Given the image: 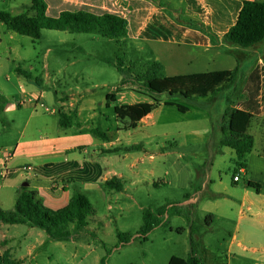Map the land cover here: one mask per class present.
Listing matches in <instances>:
<instances>
[{
  "label": "rangeland",
  "instance_id": "rangeland-1",
  "mask_svg": "<svg viewBox=\"0 0 264 264\" xmlns=\"http://www.w3.org/2000/svg\"><path fill=\"white\" fill-rule=\"evenodd\" d=\"M82 1L100 5L103 10L113 11L125 20L138 14L137 8L144 7L149 17L162 12L178 23L214 37L208 24L199 15L190 12L183 0ZM135 2L145 5L140 6ZM30 4L31 0H0V11H8L13 15H33L29 10ZM118 59L124 60L126 64L121 72L117 67ZM154 60L165 65L167 76L230 69L237 62L241 66L239 90L237 93L231 90L210 100L200 99L195 102L186 101L179 96L151 95L135 83L134 74L142 71L148 62ZM259 64L264 65V48L244 49L228 45L218 38L210 47H197L142 40L139 37L108 39L97 34L43 30L41 38L34 40L10 32L0 23V91L8 100L6 108L0 110V151L13 152L18 146L42 151L50 144L58 143L53 140L57 137L56 131H59L56 122L61 117L72 121L65 116L66 108V111L76 112L77 102L85 98L99 106L100 103H105L109 93L116 94L117 90L126 85L135 92L134 95L129 93V103L153 102L155 99L162 104L171 101L192 109L191 115L186 116L176 108L161 109L157 120L165 122V131H174L181 126L190 129L195 124L201 125L203 120L200 118L196 122V115H201V104L209 107L211 115L217 121L223 105L229 111L243 106V102L248 99L245 91L247 77ZM31 91L34 93H30ZM76 91L80 93L77 94ZM42 92L45 98L41 99ZM227 98H231L230 103ZM9 102L18 105L15 109H10ZM21 102L24 103L23 107ZM61 103L65 105L61 107ZM39 104H43V107L36 109ZM111 104L114 112V106L121 105V102ZM47 109L57 115L47 113ZM99 123L104 138V122L100 120ZM255 126L256 124L253 129ZM212 140L209 149L180 147L175 152H166L164 159L160 161H147L149 167L155 168L158 175L167 173L171 184L168 187L152 189L148 195L142 192L146 196L138 195L137 202L128 196L132 192L125 190L119 194L110 189L113 197H104L96 191L87 194L96 209L95 215L90 218V229L76 232L73 242L68 244L65 240L49 238L41 230L51 240L44 247L51 253V260L47 259L45 264H102L104 258L105 264H169L173 257L187 259L192 242L204 264H264L261 244L248 245L250 249H257V262L244 263L237 252L228 255L225 241L229 240L232 233L235 221L232 214H226L228 221L216 217L207 228L208 221L202 216V209L208 204L207 200L198 210L191 211L186 204L196 193L202 195L197 188L196 176L209 175L210 170L215 175L223 166L222 161L218 160L216 163L213 161L214 168L210 166L211 161L202 165L200 173L199 169L194 168L197 158L202 157L203 160L217 156L213 150L217 139ZM201 152V155H197ZM104 154L109 152L105 151ZM181 164L188 166L190 178L195 183L193 190L183 189L185 182L180 183L175 179L176 174L181 171ZM4 193L3 189L0 190V196ZM145 213L151 214L152 220L157 223L147 240L140 235ZM125 234L132 237L129 243H122L120 240L119 236ZM59 243L64 245L58 248L56 246ZM23 251L24 248L16 240L11 242L10 235L6 239H0V257L9 252L14 259L15 255L19 256Z\"/></svg>",
  "mask_w": 264,
  "mask_h": 264
},
{
  "label": "crops",
  "instance_id": "crops-1",
  "mask_svg": "<svg viewBox=\"0 0 264 264\" xmlns=\"http://www.w3.org/2000/svg\"><path fill=\"white\" fill-rule=\"evenodd\" d=\"M69 1L76 3L79 0ZM183 1L186 3L187 9L199 15L208 24L211 33L215 35L206 17L211 10L206 6L204 0ZM138 3L140 2H135V4ZM192 6L203 8L204 15L193 11ZM137 11L145 12L144 7L137 8ZM150 18L151 15L149 17L147 14L146 22ZM179 24L188 30L211 37L203 31ZM218 39L222 40L223 36L218 35ZM170 42L172 41H168V43ZM178 44L197 47L211 46V44ZM257 47L264 48V43L250 49ZM228 64H231V62L228 61ZM237 65V62H235V65H232L233 68L220 71L233 70ZM30 93H34V91ZM76 93L79 94L80 92L76 91ZM129 93L131 95L135 94L128 85L121 90H117L116 103L121 102V105H115L114 112H112V104L108 105L107 97L105 103H100L99 106L85 98L81 102H77V111L74 113L66 111V108L65 116L72 120L70 127L61 128L59 119L56 122L59 131H56L57 137L53 138L58 143H52L42 151L22 149L21 146L16 147L13 151L14 156L7 175L4 177L0 175V190L5 191L4 195L0 196V210L14 209L17 194L25 183L28 184L29 190L36 191L39 199L53 210L65 207L76 190H81L88 195L96 191L104 197H110L111 195L113 197V191L104 187V183L112 178L120 179L124 184L123 191H131L132 194L128 196L131 200L137 202L138 195L144 197L146 194H150L152 189L168 187L171 184L167 173L163 176L158 175L155 168L149 167L147 161H160V159H164L166 152L172 150L175 152L180 147L191 149L206 147V149H209V146L211 147L213 143L212 139L215 138L217 142L213 150H215L217 156L207 157L203 160H201L202 157L197 158L198 161L194 168L195 170L199 169L198 173H200L202 165H207L211 161L212 165L210 166L214 168L218 160L222 161L223 166L215 175L213 170H210L209 175L196 176L197 188L201 190L202 195L199 196L196 193L186 204H188L189 210H198L207 200V207L202 209V216H205L206 221H208L207 228L210 227L216 217L228 221L226 214H232L235 217L232 233L229 240L225 241L228 255L237 252L244 263L247 261L257 262L255 257L258 253L257 249H250L248 245L261 244L263 246L262 253H264V111L255 115L256 117L250 128V134L255 139V145L253 151L247 156L246 168H238L235 164V151L221 143L223 140L221 126L223 125V117L227 111V106L223 105L221 107L218 113L219 118L215 121L209 107L201 104V107H199L201 115H196V122L199 118L203 120L201 125L195 124L190 129L181 126L174 131H165V122L163 123L161 119L157 120V115L161 109L176 108L184 116L191 115L192 109L171 101L176 106H167L160 101L161 105L150 115L143 118L136 128L127 129L129 120L119 121L115 113V107L138 104L127 101ZM42 98H45L44 94L41 95ZM210 99L207 98V100ZM23 104L21 102V107L24 106ZM9 105L10 109H15L18 104L9 102ZM64 105L65 103H61V107ZM40 106L42 108L43 104H39L36 109ZM177 106L183 107L184 112H181ZM97 107L100 108L97 110ZM239 109H243V107L237 110ZM46 111L51 115H57L54 111L48 112L49 109ZM100 120L104 122L102 124L106 131L104 138L101 135L103 131H101ZM255 124V129H253ZM132 147L135 149L129 150ZM105 151L109 154H104ZM201 154L202 152L197 155ZM177 163L175 166L178 167ZM25 165L32 167L29 174H23L19 171V168ZM181 166L183 170L181 168L175 179L180 183L185 182L183 189L190 188L193 190L195 183H193L194 179L190 178L188 166L182 164ZM237 174L240 176L239 182L234 181ZM222 175H224V178ZM254 185H258L259 189L257 190ZM142 192H146V194L143 195ZM203 199L205 201H202ZM5 206H7V209H5ZM9 235L11 242L16 240L24 248L22 254L19 256L17 254L14 257V259L21 261V264H45L47 259L51 260V253L44 249L45 246L51 243V240L40 229L29 225H7L0 222V239H6ZM72 242L73 238L65 243ZM63 245V243H59L56 247L59 248Z\"/></svg>",
  "mask_w": 264,
  "mask_h": 264
},
{
  "label": "trees",
  "instance_id": "trees-1",
  "mask_svg": "<svg viewBox=\"0 0 264 264\" xmlns=\"http://www.w3.org/2000/svg\"><path fill=\"white\" fill-rule=\"evenodd\" d=\"M211 12L207 20L215 32L214 37H208L193 30H188L164 13H156L146 22L147 14L143 11L133 14L129 20L123 19L117 13L103 10L102 6L94 4H75L69 0H31L26 13L13 15L8 11H0V23L10 32L39 40L43 30L67 31L70 33L97 34L108 39H123L139 36L150 41H172L185 44L209 45L216 43L218 35L228 45L244 49L253 48L264 43V0H204ZM143 6L145 4L138 3ZM192 10L204 15L203 8L192 6ZM125 62L118 59L117 67L121 72ZM241 76V66L233 70L197 73L192 75L167 76L165 66L160 61H150L145 68L134 74L135 83L141 85L151 95H168L181 97L186 101L195 102L200 99L217 97L224 92L239 90L238 82ZM245 91L248 99L243 102V109L227 111L223 117L222 145L233 149L236 153L235 164L238 168H246L247 156L253 151L255 139L250 134V128L255 115L264 111V65L257 66L247 77ZM108 105L116 103V94L107 95ZM231 102V98H227ZM8 100L0 91V110L6 108ZM161 102L138 103L127 106H116L115 113L119 121L129 120L127 129H134L138 123L153 111ZM167 106H176L165 103ZM184 112V108L177 106ZM60 127H70L68 119L60 118ZM135 148H129L134 150ZM253 186L252 184H249ZM107 189L121 192L123 182L112 178L104 183ZM257 190L258 185H254ZM96 209L88 195L76 190L69 203L59 209L47 207L38 197L36 191L21 187L17 194L15 207L12 211L0 210V222L7 225H29L44 231L53 240L70 241L75 233L84 232L90 225V218ZM157 226L152 216L145 213V222L140 235L147 236ZM93 234V233H92ZM122 243H129L131 236L120 235ZM106 259L102 260L105 264ZM0 264H21L13 259L9 252L0 257ZM169 264H204L191 243V251L187 259L173 257Z\"/></svg>",
  "mask_w": 264,
  "mask_h": 264
},
{
  "label": "built area",
  "instance_id": "built-area-1",
  "mask_svg": "<svg viewBox=\"0 0 264 264\" xmlns=\"http://www.w3.org/2000/svg\"><path fill=\"white\" fill-rule=\"evenodd\" d=\"M75 4L82 5V4H84V2L81 1V0H79ZM13 156H14V153L11 152V151H9V150H7V151H0V175L1 176L4 177V176L7 175L8 171H9V168H10L11 161L13 159ZM19 171H21V173H23V174H29L32 171V167L25 165L23 167H20L19 168ZM234 181L235 182H239L240 181L239 174H237L234 177Z\"/></svg>",
  "mask_w": 264,
  "mask_h": 264
},
{
  "label": "water",
  "instance_id": "water-1",
  "mask_svg": "<svg viewBox=\"0 0 264 264\" xmlns=\"http://www.w3.org/2000/svg\"><path fill=\"white\" fill-rule=\"evenodd\" d=\"M28 186V184L27 183H25L24 185H23V187H27Z\"/></svg>",
  "mask_w": 264,
  "mask_h": 264
}]
</instances>
